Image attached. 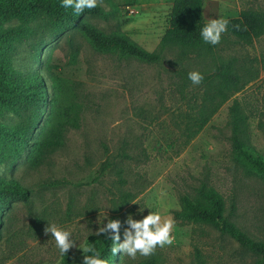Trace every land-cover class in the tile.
<instances>
[{"label":"rangeland","instance_id":"obj_1","mask_svg":"<svg viewBox=\"0 0 264 264\" xmlns=\"http://www.w3.org/2000/svg\"><path fill=\"white\" fill-rule=\"evenodd\" d=\"M97 3L105 15L88 16L90 23L106 35L125 34L153 52L169 28L174 0ZM249 9L264 13V0H204L203 15L206 22L232 19ZM21 25L12 20L4 27ZM33 26L10 55L13 68H35L44 75L55 102L33 135L52 120H65L68 107L80 109V128H66L61 147L32 165V150L10 143L2 130L26 128L35 113L20 116L8 108L0 110V178L16 179L31 191L29 203L12 202L3 209L0 264H63L66 256L70 264H82L79 247L59 255L55 240L45 234L48 223L71 231L82 243L97 236L105 219H118L122 242L124 221L129 214L143 219L150 211L146 206L160 213L161 223L174 222L173 244L157 246L147 257H121L116 264L151 258L157 264H256L260 256L230 236L211 225L177 218L175 212L182 209V198L194 200L203 186L213 188L224 199L225 215L264 242V178L236 153L229 112L234 100L239 101L248 116L246 144L264 156V36L251 45L227 38L213 53L200 57L181 59L180 50L170 48L159 63L146 64L118 52H98L76 30L53 40L45 21ZM229 59L259 69V77L223 103L182 147L187 124L203 102L214 97L215 66ZM39 61L41 67L36 66ZM192 71L202 74L200 84L185 75ZM127 194L131 198L122 206Z\"/></svg>","mask_w":264,"mask_h":264},{"label":"trees","instance_id":"obj_2","mask_svg":"<svg viewBox=\"0 0 264 264\" xmlns=\"http://www.w3.org/2000/svg\"><path fill=\"white\" fill-rule=\"evenodd\" d=\"M203 8L204 0H174L169 28L161 38L158 48L150 52L125 34L106 35L90 23L86 19L88 16L105 15L98 3L95 8H86L76 13L73 8L62 7L61 0H0V110L8 108L20 116L26 111L35 113V118L28 119L26 128H19L17 131L2 130L3 134L9 138L10 143L32 150L35 155L32 165H37L46 153L61 147L66 128L74 130L80 128V109L68 107L63 113L65 120L57 124H53L52 120L51 126L46 127L38 136L33 135L41 127L42 116L52 112L55 102L50 98L44 75L35 68H13V59L10 55L16 49L17 43L32 32L33 25L39 20L48 24L53 40L60 34L76 30L98 52H118L122 57L133 58L146 64L159 63L163 59L164 52L170 48L179 49L182 54L181 59L193 55L200 57L213 53L227 38L234 39L238 44L251 45L264 36V13L249 9L243 10L239 17L227 19V30L222 34L218 44L205 43L200 36L201 28L207 23ZM12 20H18L22 25L18 28H5L4 25ZM260 64L264 71V58ZM36 66L41 67L42 63L39 61ZM259 74V69L255 70L253 66H238L235 59L216 65L213 77L217 79L218 85L214 97L205 100L197 114L187 124L186 141L182 147L204 129L223 103L257 80ZM185 75L188 76V73ZM219 98L220 101H216ZM229 112L232 143L236 153L244 158L256 174L264 178V156L246 144L248 116L241 111L237 100H234ZM123 198L122 206L128 204L131 195L127 194ZM30 199L31 191L18 180L0 178V221L5 206L12 202L27 204ZM181 202L182 209L175 212L177 218L213 226L222 234L236 240L242 248L259 255L256 264H264V242L253 238L225 215L224 199L213 188L203 186L199 190L197 199L184 197ZM88 243L96 248L107 264L121 261L120 253L116 256L112 255L111 241L106 239V235L92 236L88 238ZM63 264H70L67 256ZM138 264L157 263L151 258Z\"/></svg>","mask_w":264,"mask_h":264},{"label":"clouds","instance_id":"obj_3","mask_svg":"<svg viewBox=\"0 0 264 264\" xmlns=\"http://www.w3.org/2000/svg\"><path fill=\"white\" fill-rule=\"evenodd\" d=\"M61 6L73 8L76 13H80L86 8H95L97 0H61ZM227 25V19H211L201 28L200 36L205 43L216 45L227 30ZM188 79L193 84H200L203 76L197 71H192L188 73ZM145 209L150 211L141 220L135 219L132 214L128 215L127 220L124 221L127 227L124 230L122 242L120 233L122 222L120 220L108 217L105 219L106 225L105 220L100 224L96 233L106 235V239L111 241L110 251L113 256L120 253L121 257L127 256L134 260L137 255L145 257L151 255L157 246L164 247L173 244L174 222L168 219L161 223L162 217L159 212L152 211L150 206H146ZM45 234H50L51 239L55 240L61 257L67 255L70 249L79 247L84 253L82 264H107V261L101 258L100 253L87 240L79 242L71 231L59 227L54 222L48 223Z\"/></svg>","mask_w":264,"mask_h":264}]
</instances>
